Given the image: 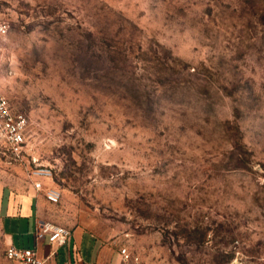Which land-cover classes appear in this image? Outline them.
Here are the masks:
<instances>
[{"label":"rangeland","instance_id":"374dc122","mask_svg":"<svg viewBox=\"0 0 264 264\" xmlns=\"http://www.w3.org/2000/svg\"><path fill=\"white\" fill-rule=\"evenodd\" d=\"M0 17V86L30 123L19 157L0 142V188L59 190L45 220L107 264H264V0H0Z\"/></svg>","mask_w":264,"mask_h":264},{"label":"crops","instance_id":"0c3cea01","mask_svg":"<svg viewBox=\"0 0 264 264\" xmlns=\"http://www.w3.org/2000/svg\"><path fill=\"white\" fill-rule=\"evenodd\" d=\"M49 202L34 185L23 188L4 186L0 188V225L3 229L7 249L37 248L44 264H104L110 258L101 251L95 252L96 243L77 231L71 232L62 247L52 246L48 240L37 242L35 229L40 222H47L44 210ZM6 249V251H7ZM10 264H17L11 262Z\"/></svg>","mask_w":264,"mask_h":264},{"label":"built area","instance_id":"2783aa9c","mask_svg":"<svg viewBox=\"0 0 264 264\" xmlns=\"http://www.w3.org/2000/svg\"><path fill=\"white\" fill-rule=\"evenodd\" d=\"M10 31L9 22L0 17V63L5 48V42ZM29 120L26 115L15 113L11 107L10 100L0 86V142L14 155L19 157L27 146V135L29 131ZM35 176L39 178H50L47 171H37ZM37 191H44L42 182L34 183ZM45 197L51 204H57L61 200V192L50 189ZM70 237V231L62 226L50 222H40L35 229L37 242L48 240L52 246H64ZM9 260L17 264H44L38 255L37 248L20 249L13 245L6 251Z\"/></svg>","mask_w":264,"mask_h":264}]
</instances>
